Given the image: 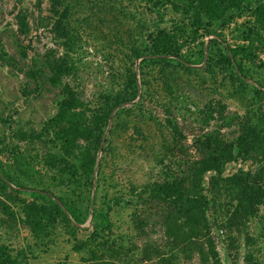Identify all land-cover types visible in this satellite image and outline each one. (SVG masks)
<instances>
[{
    "label": "rangeland",
    "instance_id": "1",
    "mask_svg": "<svg viewBox=\"0 0 264 264\" xmlns=\"http://www.w3.org/2000/svg\"><path fill=\"white\" fill-rule=\"evenodd\" d=\"M220 142L264 191V0H0V264H264L231 185L216 253L173 241V183Z\"/></svg>",
    "mask_w": 264,
    "mask_h": 264
},
{
    "label": "trees",
    "instance_id": "2",
    "mask_svg": "<svg viewBox=\"0 0 264 264\" xmlns=\"http://www.w3.org/2000/svg\"><path fill=\"white\" fill-rule=\"evenodd\" d=\"M254 146V145H253ZM205 149H208L210 146L206 145ZM229 145L223 146L220 142L214 149V155L216 157H211L198 162L195 165V170L198 172L194 176V184H191V189L187 191L184 189L185 179L176 181L173 183V237H178L180 227L177 225V222L182 219L185 220L184 225L188 231L186 237L182 241L178 242L175 239L173 240L175 245H189L194 248V252H213L216 253L214 243L208 239V236L211 235L212 222L211 214H215L217 210L216 205L220 203V197L222 190H220L219 185H231V189L238 196L237 198V209L235 214H232L230 219L236 220L237 216H240L243 220L247 216L252 215L257 211V207L264 205V191L261 187V180H258L257 174L255 176H250L248 174L240 173L229 179H223L220 167L224 163H228L232 157V151L229 149ZM246 153V152H245ZM216 172L217 177H214L211 180V190H209L207 195H203L202 188V179L201 177L207 172ZM187 182H190V178L187 179ZM226 190V189H223ZM35 197H42L39 194H34ZM77 219V218H75ZM97 219L101 221L99 224H96L99 228H105L108 224L107 217L97 215ZM229 219V220H230ZM216 224V223H215ZM219 226L218 224H216ZM237 225V224H236ZM181 237V234L178 238ZM203 258V264H218L217 255L212 254V256H207L206 254H200ZM249 264H253L249 261Z\"/></svg>",
    "mask_w": 264,
    "mask_h": 264
}]
</instances>
